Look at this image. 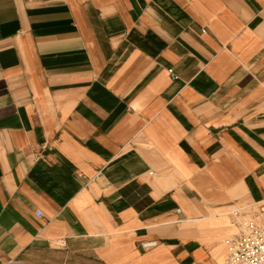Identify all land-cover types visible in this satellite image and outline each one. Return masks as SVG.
<instances>
[{"label": "crops", "instance_id": "1", "mask_svg": "<svg viewBox=\"0 0 264 264\" xmlns=\"http://www.w3.org/2000/svg\"><path fill=\"white\" fill-rule=\"evenodd\" d=\"M263 201L264 0H0V264H223Z\"/></svg>", "mask_w": 264, "mask_h": 264}, {"label": "built area", "instance_id": "2", "mask_svg": "<svg viewBox=\"0 0 264 264\" xmlns=\"http://www.w3.org/2000/svg\"><path fill=\"white\" fill-rule=\"evenodd\" d=\"M237 232L227 238L223 264H264V201L237 207L232 212ZM38 216L42 213L38 211ZM158 241L141 243L143 249L156 247Z\"/></svg>", "mask_w": 264, "mask_h": 264}]
</instances>
